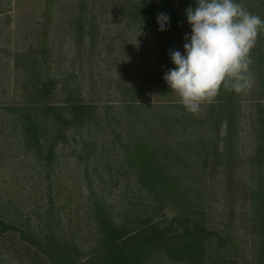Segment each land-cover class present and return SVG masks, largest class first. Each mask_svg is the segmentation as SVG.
Listing matches in <instances>:
<instances>
[{
	"label": "rangeland",
	"instance_id": "obj_1",
	"mask_svg": "<svg viewBox=\"0 0 264 264\" xmlns=\"http://www.w3.org/2000/svg\"><path fill=\"white\" fill-rule=\"evenodd\" d=\"M143 1L0 0V215L36 233L52 226L82 249L93 247L94 205L102 202L117 216L137 189L124 158L126 133L137 121L150 123V113L167 132L168 120L163 123L160 116L182 109L187 120L178 125L175 118L169 138L167 133L161 139L193 146L197 132L203 143L199 156L188 155L189 167L201 166L205 144L212 147L206 168L192 169L202 184L206 225L230 240L221 250L226 261L253 264L264 200V59L256 57L264 48V32L250 51L251 88L235 93L227 106L214 100V112L208 107L211 98L191 113L166 81L150 77L155 41L135 10ZM170 1L177 2L179 13L195 7V0ZM239 2L264 20V0ZM182 21L189 34L186 15ZM47 77L58 80L46 102L59 108L60 120L67 118L60 108L74 100L90 105L93 113L86 124L60 136L48 127L47 140L34 144L24 137L22 118L39 103L36 79ZM223 118L227 131L216 126ZM258 147L263 150L257 152ZM49 150L53 154L46 164L40 156ZM257 192L260 197L253 196ZM0 264L50 263L16 230L0 238ZM146 264L185 263L156 253ZM207 264L221 263L215 258Z\"/></svg>",
	"mask_w": 264,
	"mask_h": 264
},
{
	"label": "trees",
	"instance_id": "obj_2",
	"mask_svg": "<svg viewBox=\"0 0 264 264\" xmlns=\"http://www.w3.org/2000/svg\"><path fill=\"white\" fill-rule=\"evenodd\" d=\"M175 2L147 0L141 6L135 7L138 20L154 37L156 56L150 77L157 82L165 81L164 73L174 67L170 52L183 49L186 42L184 37L187 32L182 21L185 11L179 13ZM160 13H166L170 17L167 31H158L156 17ZM262 32L264 30L259 35ZM259 38L262 40V36ZM256 57L264 59V48L256 50ZM57 82V79L49 77L36 79L34 89L39 103L34 104L31 112L22 118L26 141L39 144L49 135L48 127L55 129L56 136H60L65 129L84 125L91 117L92 107L74 100L60 108L67 110V118H58L59 108L46 102L47 97L53 94ZM234 94L229 88L221 87L217 95L209 101V111L217 106L214 100L221 99L227 106L233 100ZM164 105L163 107L167 106ZM174 111L173 115L167 113V118L163 113L160 116L163 123L168 120L165 123L168 125L167 132L166 126L159 125L160 121H156L153 113H150V123L147 124L146 120L137 121L134 131L126 133L124 158L135 175L137 189L117 216H113L102 202L94 205L93 220L97 237L93 247L82 249L75 239H65L49 225L47 229H41L37 233L32 229L20 228L13 219L4 215H0V238L18 230L19 236L50 264H146L156 253L165 255L173 262L185 264H207L208 260L215 258H219L221 264H233V261L225 260L221 251L228 246L230 240L223 239L206 225V214L199 198L202 184L192 171L194 168H206V155L213 152L212 147L205 144L206 154L201 166L192 164L189 167L186 164L188 155L199 156L197 147L199 143H203L200 141L203 138L198 137L196 132L194 136L197 140L193 146L184 143L173 145L170 141L164 143L161 137L167 133L168 137V130H172L170 127L187 120L184 110ZM175 118L178 119L177 124ZM224 122L225 118L219 120L216 126L220 128L225 125L227 131L229 125L226 126ZM157 126L163 127L164 133ZM45 140L47 139L44 138ZM56 142L55 138L54 144ZM258 148L257 152L263 150ZM51 150L45 157L40 156L46 159V164L51 160ZM261 194L257 192L253 196L260 197ZM260 209L263 213L259 212L262 216L257 223L259 250L253 264H264V200Z\"/></svg>",
	"mask_w": 264,
	"mask_h": 264
},
{
	"label": "clouds",
	"instance_id": "obj_3",
	"mask_svg": "<svg viewBox=\"0 0 264 264\" xmlns=\"http://www.w3.org/2000/svg\"><path fill=\"white\" fill-rule=\"evenodd\" d=\"M185 15L190 33L184 37L183 53L170 52L174 67L163 79L184 108L197 113L221 87L237 94L251 88L250 51L264 30V20L239 0H195V7H188ZM156 22L158 31H167L170 17L160 13Z\"/></svg>",
	"mask_w": 264,
	"mask_h": 264
}]
</instances>
